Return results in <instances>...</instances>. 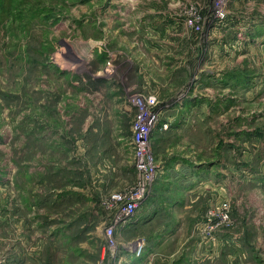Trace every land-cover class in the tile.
Returning a JSON list of instances; mask_svg holds the SVG:
<instances>
[{"label": "rangeland", "instance_id": "1", "mask_svg": "<svg viewBox=\"0 0 264 264\" xmlns=\"http://www.w3.org/2000/svg\"><path fill=\"white\" fill-rule=\"evenodd\" d=\"M217 1L0 0V264H129V221L105 230L138 182L137 94L159 101L149 147L174 183L146 200L133 264H264V0H228L224 21ZM179 157L199 172L187 212Z\"/></svg>", "mask_w": 264, "mask_h": 264}, {"label": "built area", "instance_id": "2", "mask_svg": "<svg viewBox=\"0 0 264 264\" xmlns=\"http://www.w3.org/2000/svg\"><path fill=\"white\" fill-rule=\"evenodd\" d=\"M228 0H218L215 17L224 21L226 17L225 7ZM185 24L193 26V22L186 21ZM132 106L137 110L138 116L132 125V144L135 155L136 175L138 182L130 189V192L116 193L110 197L109 208L112 212L111 223L106 228L109 241L115 235V230L130 221L136 214L138 208L152 195L153 186L160 177V167L156 157L150 150L151 136L161 121V112L158 110L159 101L155 95L144 96L137 94L131 98ZM137 115V114H136ZM161 126V125H160ZM169 124H163L160 129H168ZM229 223V204L222 202L220 206L210 209L207 214V223L203 231L211 234L212 230ZM108 242V241H107ZM145 242L142 240L134 242L135 255H140Z\"/></svg>", "mask_w": 264, "mask_h": 264}, {"label": "crops", "instance_id": "3", "mask_svg": "<svg viewBox=\"0 0 264 264\" xmlns=\"http://www.w3.org/2000/svg\"><path fill=\"white\" fill-rule=\"evenodd\" d=\"M129 144L132 146V139L131 138H130ZM132 148H133V146H132ZM133 152H134V148H133ZM131 155H133L132 152H131ZM133 159H134V155H133ZM187 160L188 159L180 158V160H176V162H175V187L179 186L178 187L179 191L181 188L182 194H183L182 196H180L181 200L180 201L178 200L179 201L178 205L181 206L182 211H184V212H187L190 210V206H188L190 203L186 200L187 196L189 195V193H193V192L197 191V189L200 188V186L195 184L197 181V178L199 177V174H198L199 172L198 173L195 172L194 171L195 168H192L191 164L190 165L185 164L184 161H187ZM163 175L167 179V183H169L170 186L173 185V183H174L173 181H171L170 179L168 181L167 169L165 171V168H163V172L161 171L160 177L157 179V181L155 182V184L153 186L152 197H153V195L154 196L156 195V193L160 189V187L163 188L162 183H166V182H161ZM187 180H190V181L187 182ZM163 181H165V179ZM166 184H164V185H166ZM190 202H192V201H190ZM153 206H154L153 204H149V201H147L145 204L140 206L138 208L136 214L134 215V217L124 227H121L122 229L120 228L117 232L120 252L122 253V257L129 259V264H133L134 263L133 261L136 258L135 251H134V244H133V242L130 243L132 241L130 236L133 234L134 228L136 226H137V229H140V228L143 229V227L148 223V221H150L149 218L151 216H149V215L153 212V210H155L153 208ZM105 220L106 219H104L103 222L101 221L102 224L104 222H106ZM144 237L146 238L145 242H146V247L148 248L151 240L150 239L148 240L146 236H144ZM158 237L157 238L153 237L152 241L155 240V242H156V240H158V242H159L160 238H158ZM158 242H156V245L153 243L155 246V251L158 250L157 245H159V246L161 245V243H158ZM132 245H133V247H132ZM137 262H138V264H142V262H144V259L139 261L137 258Z\"/></svg>", "mask_w": 264, "mask_h": 264}]
</instances>
